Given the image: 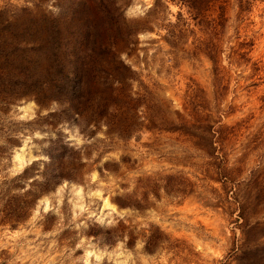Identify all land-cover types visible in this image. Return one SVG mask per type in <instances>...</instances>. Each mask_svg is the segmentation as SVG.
Here are the masks:
<instances>
[{
    "label": "rangeland",
    "instance_id": "obj_1",
    "mask_svg": "<svg viewBox=\"0 0 264 264\" xmlns=\"http://www.w3.org/2000/svg\"><path fill=\"white\" fill-rule=\"evenodd\" d=\"M0 264H264V0H0Z\"/></svg>",
    "mask_w": 264,
    "mask_h": 264
},
{
    "label": "trees",
    "instance_id": "obj_2",
    "mask_svg": "<svg viewBox=\"0 0 264 264\" xmlns=\"http://www.w3.org/2000/svg\"><path fill=\"white\" fill-rule=\"evenodd\" d=\"M176 1L179 3L185 4L190 9H195L199 11V9L205 8L207 6V3L210 0H176ZM31 166L32 164L25 166L22 169L21 173L17 174L16 177L21 176L25 178V175H26L25 171H27L28 168H31ZM40 173L42 174V178L40 180H37L36 182H32L35 179V178H32L29 182V185H30L29 188L23 190L18 196L14 198L15 201L12 206L14 223L18 221L20 217H22L23 215H26L27 212H29L31 206L34 204L39 194H41L43 191H46L52 187L53 176H50L49 172L45 168L41 169ZM68 175L71 176L72 173H69ZM11 180L12 178L8 181L9 185L11 184Z\"/></svg>",
    "mask_w": 264,
    "mask_h": 264
}]
</instances>
